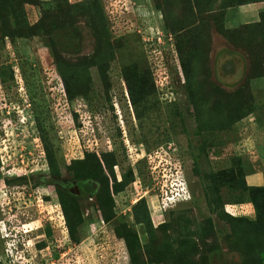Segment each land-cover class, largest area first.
I'll return each instance as SVG.
<instances>
[{
	"label": "rangeland",
	"instance_id": "rangeland-1",
	"mask_svg": "<svg viewBox=\"0 0 264 264\" xmlns=\"http://www.w3.org/2000/svg\"><path fill=\"white\" fill-rule=\"evenodd\" d=\"M76 69L90 99L70 102L59 74ZM110 154L107 193L96 159ZM247 187L264 188V0H0L12 249L43 264L50 235L76 264H263L227 223L255 220Z\"/></svg>",
	"mask_w": 264,
	"mask_h": 264
},
{
	"label": "trees",
	"instance_id": "trees-1",
	"mask_svg": "<svg viewBox=\"0 0 264 264\" xmlns=\"http://www.w3.org/2000/svg\"><path fill=\"white\" fill-rule=\"evenodd\" d=\"M78 74H80L79 69H76L73 73L63 72V73L59 74L60 78H62V80H61L62 96H64L65 100L67 99L70 102H72L76 97H79L82 94H84L85 98L90 99V97L87 96L88 90H86L84 88V85H87L86 87L89 88L90 83L82 80V77H80V76L78 78H76ZM78 82H81L84 85H81ZM134 84H136L135 81H134ZM80 85L83 89L82 88L80 89ZM31 87H33V85ZM78 89L82 90V92L79 91ZM80 93H81V95H80ZM90 93H91V90H90ZM132 100H133V103L135 106L137 104H139V102H140V100L138 98L132 97ZM87 101H89V100H87ZM171 104L172 103H170V105ZM135 110L137 111L136 114L138 115L139 112H138L137 108ZM45 117L40 118V115H38V118L41 119V120L38 119V124H39V127L41 129L40 131L48 137L47 134L50 132V129H49L50 126L49 125L51 124V122L46 120ZM98 157H97L96 161L101 162L103 164V166H106L108 168L107 175L104 176L103 178H101L99 181L101 182V184L103 186H105L106 192L109 193L111 191L110 188H112V186H113V184L110 185L109 181H111V182L115 181V175H114V169L113 168L117 163V160H116L117 157L114 156L113 154L104 156L105 158L108 157V160H105L103 158V155L100 156V158H98ZM47 159L49 161L50 167H52V172H51V174L49 173L52 176L50 182H54L59 187V183L55 182L53 177L59 179V178H62L63 175L60 174L59 170H57V171L54 170V166H56V162L54 161L53 164H51V162L54 160L52 155H48ZM239 173H240V171H239ZM243 176H244V173L242 171V175L240 173V175H238V177H240V179H241V177H243ZM228 181H231V182L233 181L232 175H230V178L228 179ZM247 190H248V198L251 202H253L254 207H255V213H256L255 220L250 221L247 219H235V218L228 216L227 217V223L230 224V226L232 227V231H233V233L237 239H239L241 241H245L246 243H250V245H254V246L261 248L259 259L264 264V188L247 187ZM59 191H61V190H59ZM60 195L63 196V193L60 192ZM61 201H62V199H61ZM73 202L75 203V207H76L78 201L73 200ZM62 204H63L62 207H64L63 210L66 213L67 207L65 208L64 202ZM78 218H79V216L77 217V220H78ZM136 223L141 224V223H145V222L141 221V220H136ZM146 223H147L146 229L148 230L150 228V222L148 221ZM70 236L72 238L74 237V231H73V228L71 225H70Z\"/></svg>",
	"mask_w": 264,
	"mask_h": 264
},
{
	"label": "flooded vegetation",
	"instance_id": "flooded-vegetation-1",
	"mask_svg": "<svg viewBox=\"0 0 264 264\" xmlns=\"http://www.w3.org/2000/svg\"><path fill=\"white\" fill-rule=\"evenodd\" d=\"M32 180H35L34 177L32 178ZM58 183H59V189L66 191V189H67L66 180L59 179ZM49 187H50V185L48 184L47 188H49ZM52 188L55 189L53 186H52ZM54 195H55L54 198H55L56 203H57V204L55 203V205H59V207L62 210V206H61V201H60L59 195L57 193H55V192H54ZM6 209L8 211L11 210L10 207H7ZM3 210L4 209H2L0 207V216H2V217L6 215V212H4ZM6 218H7V216L4 217V218H0V240L3 243V247H2V249L0 251V264H7V262H9V261H14L13 263H10V264H18L19 263L18 262V258L20 260V256L21 255L27 256V257H25V262L26 263H23V262H21V263H23V264H38L36 260H34L31 257L29 258V256H28L29 254H27V251L23 252V250L25 248L22 251H17L15 249H11V251H13V253L12 252L8 253V248L7 247H8V245H10V242L12 241V239L5 238L3 236L2 230H1L2 226H4V227L8 226L9 227L11 225V222H9ZM19 237L21 239H23L20 234H19ZM43 237L44 238H42V240H41L42 245L39 248L38 252H39V255H42L40 253H42L44 251H45L46 254L43 255V256L35 255L36 256L35 259H37V258L40 259L38 261L39 262L43 261L44 262L43 264H71V263H75L76 264L77 263L76 258L78 257V253H77L76 249L72 248V250H70V249H68L66 247L67 241H66L65 237L62 238L60 236L58 238L52 239L53 244H52V242H49L48 239H47L48 237L51 239L50 235L48 237L44 235ZM63 239L65 240L66 243L64 242L62 244ZM19 241L22 243L21 245H24L23 241H21V240H19ZM46 244L52 245V249L49 248ZM76 245H72V246L74 247ZM71 257H72V259H68V258H71ZM15 258H16V261H15Z\"/></svg>",
	"mask_w": 264,
	"mask_h": 264
},
{
	"label": "clouds",
	"instance_id": "clouds-1",
	"mask_svg": "<svg viewBox=\"0 0 264 264\" xmlns=\"http://www.w3.org/2000/svg\"><path fill=\"white\" fill-rule=\"evenodd\" d=\"M1 203H2V201H0V207L2 208V209H5L4 208V206H2L1 205ZM8 207V206H7ZM2 227H4V226H2ZM2 227H1V230H2ZM4 232H5V234L2 232V234H3V236L5 237V238H10L11 239V237L9 236V234H8V231L5 229V227H4V230H3ZM9 231H11V229L9 230ZM16 231V230H15ZM14 233H19V232H14ZM28 233V232H27ZM8 234V235H7ZM11 234V233H10ZM21 239V238H20ZM8 251H10V252H12L13 253V251H11V249H12V246L10 247L9 245H8Z\"/></svg>",
	"mask_w": 264,
	"mask_h": 264
},
{
	"label": "built area",
	"instance_id": "built-area-1",
	"mask_svg": "<svg viewBox=\"0 0 264 264\" xmlns=\"http://www.w3.org/2000/svg\"><path fill=\"white\" fill-rule=\"evenodd\" d=\"M2 206H4L3 202L1 203ZM8 253H11L10 251H8ZM21 259V258H20ZM15 261H16V258H15ZM14 261H9L7 262V264H10V263H13Z\"/></svg>",
	"mask_w": 264,
	"mask_h": 264
}]
</instances>
